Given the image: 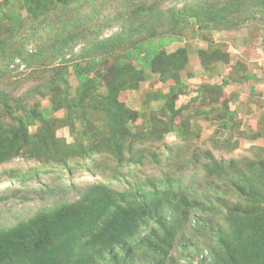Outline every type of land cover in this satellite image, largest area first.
<instances>
[{"label":"rangeland","instance_id":"obj_1","mask_svg":"<svg viewBox=\"0 0 264 264\" xmlns=\"http://www.w3.org/2000/svg\"><path fill=\"white\" fill-rule=\"evenodd\" d=\"M261 2L71 0L62 5L56 0H0V91L6 96L0 103V129L15 128L17 119H22L31 135L21 156L0 165V229L27 221L40 211L79 201L89 184L105 183L122 191L129 183L142 181L153 188L178 179L184 184L179 191L186 187L189 193L193 189L199 194L210 192L219 202L205 209L199 198L178 230L167 264H199L203 260L213 264L211 257L201 258V251L210 254L218 227L228 226V219L237 215L236 207L241 213L252 206L264 209ZM34 3L43 8L30 10ZM141 4L166 14L163 26L154 23V29L148 30L156 35L171 32L170 18L180 11L189 16L213 10L225 22L206 20L196 37L191 34L199 29L197 24L188 22L185 28L179 24L174 33L181 35V40L165 51L171 54L184 48L187 67L167 79L151 74L138 88L120 92L119 101L138 117L128 124L131 136L123 142V164L118 165L105 146V136L110 133L108 120L101 109L93 107L106 88L82 99L73 65L88 67L102 55L97 71L114 74L124 63L123 46L114 53L103 50L98 54L94 52L96 45L130 26L132 12ZM149 32L134 34L133 40L139 41ZM200 90V98L194 100ZM68 99L77 101L74 114L86 111L88 123L75 116L68 120L69 110L62 106ZM181 107L182 113L174 115ZM39 141L53 150L52 157L59 149L65 150L71 168L61 167L53 158L27 159V151ZM81 148L85 153L79 159L75 155ZM213 160L222 165L231 163L225 168L229 172L207 175L206 167L213 166L208 163ZM35 171L38 174L26 182L17 181L18 176ZM241 174L248 178L243 191L237 186L243 184ZM250 193H257L263 201L252 200ZM138 258L142 259L141 255Z\"/></svg>","mask_w":264,"mask_h":264},{"label":"trees","instance_id":"obj_2","mask_svg":"<svg viewBox=\"0 0 264 264\" xmlns=\"http://www.w3.org/2000/svg\"><path fill=\"white\" fill-rule=\"evenodd\" d=\"M56 1L68 5L71 0ZM262 2L260 5L264 8V0ZM42 8L34 3L29 9L40 11ZM131 18L134 21L130 26L133 27L126 26L120 34L100 41L94 51L98 54L103 50L114 53L123 46L124 63L116 67L114 74L97 71L102 55L94 58L88 67L73 65L82 87V99L96 96L103 86L106 88V94L98 100L96 98L93 107L101 109L108 120L110 133L105 136V146L118 165L123 164V142L131 136L128 124L138 117L136 111L119 101L120 92L138 88L139 83L151 74L159 73L167 79L187 67L188 56L184 48L171 54L165 51L168 45L181 40V35L174 33L179 24H183L182 28L188 22L197 24L199 29L191 34L196 37L206 22H225L213 10L197 11L189 16L180 11L170 18L168 30L171 32L156 35L148 30L154 29V23L163 26L167 19L164 12H159L152 5L141 4L132 12ZM144 32L150 34L139 41L133 40L134 34ZM201 53L206 56V53ZM201 94L200 90L194 100H198ZM5 100L6 96L0 91V103ZM76 102L68 99L62 105L69 110L68 120L72 121L75 116L88 123L85 110L73 113ZM182 111L183 107L174 115ZM17 122L15 128L0 129V165L21 156L31 142L26 123L22 119H17ZM171 130L176 129L172 127ZM27 152V159L49 161L53 158L61 167L71 168L67 157H64L68 156L67 152L59 149L52 157L53 150L44 141H39ZM84 153L81 148L75 156L80 159ZM208 163L214 164L209 169L206 167L210 176H224L228 171L225 168L231 167V163L222 165L214 160ZM37 174L38 171L22 174L17 181L24 183ZM114 177L116 175L111 178ZM241 179L243 184L237 186L243 191L248 178L241 174ZM129 184L130 187L122 191L105 183L89 184L79 201L40 211L27 221L9 229H0V264H167L185 216L194 210L200 199L205 209L214 208L216 201L210 192L199 194L193 189L189 193L186 187L179 191L184 184L178 179L153 188L142 181L136 185ZM249 196L256 202L263 201L257 193ZM236 211L237 215L228 219V226L218 227L217 235L212 239L213 246L209 248L212 249L210 254L204 249L201 258L211 257L213 264H264V221H261L264 209L252 206L241 213L240 207H236ZM150 225L151 229L144 232ZM199 264L208 263L203 260Z\"/></svg>","mask_w":264,"mask_h":264}]
</instances>
